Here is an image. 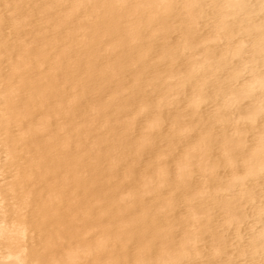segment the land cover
<instances>
[{
    "label": "bare ground",
    "instance_id": "6f19581e",
    "mask_svg": "<svg viewBox=\"0 0 264 264\" xmlns=\"http://www.w3.org/2000/svg\"><path fill=\"white\" fill-rule=\"evenodd\" d=\"M0 264H264V0H0Z\"/></svg>",
    "mask_w": 264,
    "mask_h": 264
}]
</instances>
